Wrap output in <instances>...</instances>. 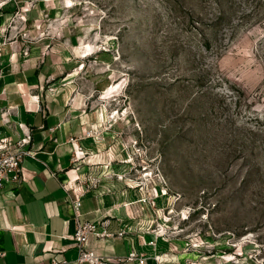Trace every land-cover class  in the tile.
Returning a JSON list of instances; mask_svg holds the SVG:
<instances>
[{"label": "rangeland", "instance_id": "obj_1", "mask_svg": "<svg viewBox=\"0 0 264 264\" xmlns=\"http://www.w3.org/2000/svg\"><path fill=\"white\" fill-rule=\"evenodd\" d=\"M28 4L77 56L97 169L165 210L180 264H264V0Z\"/></svg>", "mask_w": 264, "mask_h": 264}, {"label": "crops", "instance_id": "obj_2", "mask_svg": "<svg viewBox=\"0 0 264 264\" xmlns=\"http://www.w3.org/2000/svg\"><path fill=\"white\" fill-rule=\"evenodd\" d=\"M28 3L11 0L0 9V139L17 142L28 134L31 141L26 148L33 152L23 161L21 182L0 190V252L5 253L0 264H52L54 258L75 264L77 219L70 203L73 192L65 186L76 185L77 178L88 174L100 176L102 183L82 198L78 221H108L110 233L126 231L121 238L91 236L89 249L106 257L135 250L146 256V264H159L156 259L163 264L183 263L188 254L170 235L160 237L156 246L149 245L160 220L157 209L162 207L140 202L141 189L116 179L105 166L97 169L98 163L105 164L95 162L102 157L94 155L96 140L87 135L92 118L81 106L74 82L77 56L68 46L56 52L43 24L46 10L42 4V9L37 5L31 10ZM21 8L27 11V23L16 26L13 18ZM36 34L41 37L33 38ZM3 110L10 112L12 126L2 122ZM79 147L85 153L80 160Z\"/></svg>", "mask_w": 264, "mask_h": 264}, {"label": "built area", "instance_id": "obj_3", "mask_svg": "<svg viewBox=\"0 0 264 264\" xmlns=\"http://www.w3.org/2000/svg\"><path fill=\"white\" fill-rule=\"evenodd\" d=\"M10 1L11 0H0V9H2ZM16 19L21 20L24 24H26L27 11L24 10L23 8L17 10L13 18V22ZM24 37L28 41L32 40L28 33H24ZM24 54L26 56L29 55L28 47H26V49L24 50ZM2 77H3V69L1 68V62H0V79ZM51 91L54 90L51 89ZM9 113L10 112L8 110L1 111V119L5 125L12 126L9 119ZM94 135H93V131L88 133V136L95 137ZM30 141H31V137L28 134H26L25 137L20 138L17 142H12L11 140L8 139H0V190L3 189L9 183L21 182L23 161L25 158L33 156V152L26 148V146L30 143ZM84 157H85V153L82 150V148L79 147L78 152L76 154V158L80 160ZM118 179L121 181L130 180L127 177V175L121 176ZM101 183H102V178L100 176L88 174L77 178L76 185L71 187H69L68 185L65 186L67 191L73 192L70 203L74 210L75 218L77 219V226L75 233L73 235L75 245L78 249V257L74 261L75 264H130V263L146 264V260H147L146 256L135 250H131L125 256L106 257L100 255L95 250L88 248L87 244L91 236H95L96 238L103 240L109 237L121 238L126 234V231L124 230L120 231L118 234L110 233L107 230V226L109 224L108 221H104L101 223H97V222L80 223L78 221V218L80 216V209L82 207V198L85 196L87 192L98 189ZM78 189H80L79 192L77 191ZM161 195L164 196V194ZM140 202L149 203L146 197L142 198ZM151 206L155 208V202H153V205ZM164 211L163 208L157 209L156 214L160 220H157V222L155 223V227L152 230L155 239L149 242V245L151 246H156L157 240L160 237L166 236L164 224L167 223L169 220L168 219L166 220L165 213H163ZM159 212L161 214L163 213V216H161ZM99 227H102L103 229L100 231ZM185 246H186L185 249L188 250L190 244L187 242ZM4 256L5 253L0 252V259ZM156 260L158 261L159 264H163L160 263L158 259ZM52 264H71V262L65 259L54 258L52 260Z\"/></svg>", "mask_w": 264, "mask_h": 264}]
</instances>
